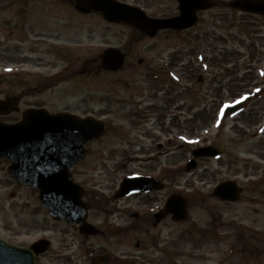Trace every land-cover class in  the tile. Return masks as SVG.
I'll use <instances>...</instances> for the list:
<instances>
[{
    "label": "rangeland",
    "instance_id": "1",
    "mask_svg": "<svg viewBox=\"0 0 264 264\" xmlns=\"http://www.w3.org/2000/svg\"><path fill=\"white\" fill-rule=\"evenodd\" d=\"M118 1L154 18L178 13L177 0ZM221 1L220 8L201 12L191 29L147 39L98 13L84 17L61 0H31L20 13L9 5H23L0 0V99L21 98L20 110L3 120L14 123L25 110L44 107L92 115L110 126L101 141L87 145L89 156L74 170L78 183L96 192L88 222L102 234L85 238L53 220L38 191L15 184L9 162L0 160V239L22 247L47 239L52 246L38 264H90L93 250L111 254L112 264H264V92L247 88L264 89V19ZM106 48L127 50L145 64L116 75L98 72ZM238 102L244 103L240 110L223 115L222 106ZM206 145L222 156L197 159L199 167L187 172L192 150ZM146 146L149 158L159 160L134 154ZM136 175L160 177L161 198L179 192L189 201V219L166 220L151 248H136L135 231L116 233L129 218L118 211L136 208L132 198L111 195ZM227 180L242 189L236 204L212 196Z\"/></svg>",
    "mask_w": 264,
    "mask_h": 264
},
{
    "label": "water",
    "instance_id": "2",
    "mask_svg": "<svg viewBox=\"0 0 264 264\" xmlns=\"http://www.w3.org/2000/svg\"><path fill=\"white\" fill-rule=\"evenodd\" d=\"M180 15L171 19H153L137 8L116 0H74L77 11L82 14L101 13L106 21L126 24L149 37L160 31H183L197 24V13L211 7L208 0H178ZM245 13L264 16V1L236 0L230 5ZM124 55L108 49L103 54V66L109 71L122 67ZM18 104L17 99L0 100V116L10 114ZM105 132L103 123L93 119H82L68 113L50 114L44 109L29 110L21 123L4 124L0 121V159L11 162L10 177L23 186L39 189L40 201L56 221H65L80 228L84 235H96L97 229L87 223L88 208L83 201L81 187L72 176V169L86 155L85 146ZM217 151L208 147L195 151V157H210ZM196 166L189 165V170ZM160 189L157 181L146 178H128L121 184L115 198L134 192ZM240 188L234 182L218 186L213 196L222 201L235 202L240 199ZM172 214L174 221L188 218L187 201L173 195L167 202L165 213L156 215L159 223ZM50 243L42 240L32 250L20 249L0 240V264H35L37 255L48 251ZM35 252V253H34ZM108 256L96 262L107 261Z\"/></svg>",
    "mask_w": 264,
    "mask_h": 264
},
{
    "label": "flooded vegetation",
    "instance_id": "3",
    "mask_svg": "<svg viewBox=\"0 0 264 264\" xmlns=\"http://www.w3.org/2000/svg\"><path fill=\"white\" fill-rule=\"evenodd\" d=\"M15 1L18 4H21L23 6L15 7L16 4L14 2H12L9 6L13 7L15 9L14 11H16V10H17L16 12L19 11V13L23 12L26 9L24 4L31 2V0H15ZM61 1H62L61 4H65V3L66 4L67 3L71 4L72 11L74 12L73 0H61ZM211 2L214 3V6H213V8H211L209 10L220 8V3L222 1L221 0H211ZM199 15H200V13H199ZM244 15H247V16H250V17H259V18L264 19V17H262V16H257V15H253V14H244ZM84 17H86V16H84ZM199 19H200V16H199ZM198 35L206 36L205 34H202V32H199V31L197 33V36ZM200 36H198V37H200ZM211 39H212V37H211ZM131 56H134V57L131 58ZM98 60H99L98 61V66H97V71L98 72L104 71L105 74H114V75L121 74L126 68H129L130 70L136 71L137 68H139V67H141V66H143L145 64V60L143 58H138V55H128V54L125 53V63H124L123 68L120 71H117V72H107V71L104 70L100 58H98ZM135 60H137V63H136L137 65H133ZM223 62H225V61H223ZM91 72H93V71H91ZM148 74H151V77H154L155 75H157V77H158L160 75L158 73L154 74V72H148ZM229 76L230 75L227 74L226 78H228ZM223 79H225V77ZM221 85H223V83H221ZM230 85L232 86V83H230ZM249 85L247 86L248 90L253 89V90L256 91L255 93H258V94H261V93L264 92V89L263 88H259V85H255L253 87H250ZM222 88L223 87H220V88L217 87V89H219V90H221ZM221 92H222V90H221ZM163 111L168 114L167 110H163ZM162 118H163V123L165 124V120H166L167 116L166 115H162ZM149 120H151V119H149ZM105 123H106L107 131H106L105 135L98 141H101L106 136L107 132H109V130H110V126H109L108 122L105 121ZM262 126L263 125H261L260 128ZM262 132L264 133V129L262 130ZM166 137H168V136H166ZM158 148H159V150H161V149L164 148V145L158 144ZM262 150H264V149H262ZM148 151H149V149L146 146V147H142L140 151H134V154L136 156H138V157H141L142 159H151L153 161L154 160H159L157 158H149L150 157V155H149L150 152H148ZM163 152L165 153V150ZM163 152H161V155H163ZM88 156H89V153H88V150H87L86 157H88ZM86 157H85V159H86ZM83 161L80 164H82ZM74 170H73L72 174H73L74 178L76 179ZM106 170H107V168H106ZM158 178L160 179V177H158ZM103 186H104V188L108 187L107 185H103ZM83 189H84V187H83ZM83 195H84V199L89 202L91 198H95L96 192H88L87 190L84 189L83 190ZM111 197L114 198V196H112V195H111ZM165 199H166V197L161 198L160 195H156V196H154L152 194L135 195L132 198V201L135 202V204H134V208H136L135 211H133V212H131V211H122V210L118 211V213L123 218H128V216H131L133 221L130 222L129 220H127V222L125 224H118V226L119 227H124V229L126 230L124 233L132 232V231L137 232V234L139 236L137 238V240H136V245H135L137 249H143L145 245L148 248H151L153 246V241H154V231L156 229H158L166 220H168L170 218L169 216H167V217L163 218L159 223H157L156 219H155L156 218L155 215L158 214V213H161L163 211ZM152 204H155V205L152 206ZM90 207H91V205H90ZM145 209H148V210L146 212H144ZM144 236H145V240L142 239V238H144ZM92 253H90V257L92 255ZM39 258L40 257H38L37 259H39ZM87 261H89V259H87ZM91 261H92V257H91ZM69 264H78V263L73 262V263H69Z\"/></svg>",
    "mask_w": 264,
    "mask_h": 264
},
{
    "label": "trees",
    "instance_id": "4",
    "mask_svg": "<svg viewBox=\"0 0 264 264\" xmlns=\"http://www.w3.org/2000/svg\"><path fill=\"white\" fill-rule=\"evenodd\" d=\"M143 35V34H142Z\"/></svg>",
    "mask_w": 264,
    "mask_h": 264
}]
</instances>
